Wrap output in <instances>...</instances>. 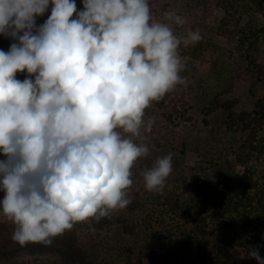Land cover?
<instances>
[{"label": "clouds", "instance_id": "1", "mask_svg": "<svg viewBox=\"0 0 264 264\" xmlns=\"http://www.w3.org/2000/svg\"><path fill=\"white\" fill-rule=\"evenodd\" d=\"M0 35L16 41L0 50V211L12 240L50 245L77 224L95 231L91 221L131 204L133 168L150 155L146 111L185 83L179 49L202 35H177L149 0H83L81 11L76 0H0ZM173 155L141 173L147 191L163 189ZM246 256L264 264L256 248Z\"/></svg>", "mask_w": 264, "mask_h": 264}, {"label": "trees", "instance_id": "2", "mask_svg": "<svg viewBox=\"0 0 264 264\" xmlns=\"http://www.w3.org/2000/svg\"><path fill=\"white\" fill-rule=\"evenodd\" d=\"M210 1L187 2L196 19L191 30H199L202 39L181 45L182 60L202 63L209 45L222 38L231 45V59H239L235 71L264 88V27L258 28L255 18L256 5L264 10V0H216L223 15L216 28L207 23ZM179 2L149 0L153 18L170 23L165 11ZM76 5L83 10V0ZM51 8L36 18L37 26ZM14 42L0 35V50L9 51ZM223 50L215 49L208 75L199 68L181 74L185 83L146 111V119L155 118L147 134L150 155L133 168L128 207L99 223L91 221L95 231L87 223L77 224L50 245L21 246L12 240L15 225L0 222V264H234L235 249L252 248L264 258V96L252 111L237 112L225 89L207 85L211 77L221 80L227 64ZM27 75L17 73V79ZM169 153L174 154L173 171L163 189L147 191L141 173ZM189 153L195 165L187 163ZM4 195L0 190V201ZM110 243L123 263L103 250Z\"/></svg>", "mask_w": 264, "mask_h": 264}, {"label": "rangeland", "instance_id": "3", "mask_svg": "<svg viewBox=\"0 0 264 264\" xmlns=\"http://www.w3.org/2000/svg\"><path fill=\"white\" fill-rule=\"evenodd\" d=\"M187 2L188 0H180L177 7H172L165 11L166 14L169 12H173L185 18L186 23L183 26H176L175 24H172V22L169 23L173 27L177 35H186L187 32L191 30L192 27L196 24V19L188 12ZM256 8H258V11L255 12V18L258 19L257 27L262 29L264 27V10H260L259 5H256ZM200 15L202 16L201 13ZM222 16V11L218 7L216 0H211L208 4L207 11L208 25L215 28L218 27L220 25ZM215 40L216 41H214V43L209 45V51L207 52L206 57L202 61V63L195 60L183 59L182 61L184 63V69L181 74L190 75L191 72H194L196 68H199L204 71V74L208 75V69L211 65L210 61L215 59V49H226L222 51L227 59V64L220 77L221 80L217 81L219 79H216V77L212 79L211 77L207 85H209L211 89H217L218 87H222L223 89H225L228 92V98L236 102L235 111H252L257 99L264 96V88L260 85H255L250 75H242L239 74L238 71H235L237 61H239V59L237 57L231 59L230 53L228 52V49L231 48V45L222 38H217ZM261 61L264 63V56H262ZM0 157L2 158V156ZM196 162L197 159L195 155L189 153L187 163L189 165H195ZM0 222H9V220L3 215L2 211H0ZM114 245V243H110L103 250L106 252H111L114 257L118 256L121 258V256L118 255V249ZM249 251L251 250L235 249L232 253L231 261L234 262V264H257V261L255 259L246 256ZM119 260H122L121 262L123 263V258ZM132 264H149V262L148 260H143L140 262L138 260H135Z\"/></svg>", "mask_w": 264, "mask_h": 264}]
</instances>
